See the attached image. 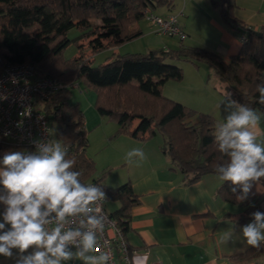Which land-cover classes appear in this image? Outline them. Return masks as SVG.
<instances>
[{
	"label": "trees",
	"instance_id": "1",
	"mask_svg": "<svg viewBox=\"0 0 264 264\" xmlns=\"http://www.w3.org/2000/svg\"><path fill=\"white\" fill-rule=\"evenodd\" d=\"M219 1L222 21L247 33L239 53L229 60L206 49L184 47L180 42L177 50L123 55L93 67L85 57L83 45L73 60L61 59L71 43L66 38L68 31L79 30L78 41L86 42L91 55L99 53L140 38L142 32L134 26L145 18L147 11L153 12L156 7L171 8L172 0H0V75L8 66L29 64L40 77L64 84L82 80L95 91L98 114L116 124L118 129L112 139L127 136L137 142H147L160 135L162 155L188 183H195L204 176L216 175L214 166L227 157H222L217 149L214 140L217 123L212 116L162 95L161 87L165 83L183 80V71L171 63L182 60L194 65L205 64L219 78L223 96L230 92L233 99L264 113V105L257 103L256 91V85L264 83V30L254 32L244 28L233 17V0ZM213 4L216 6L217 1L213 0ZM69 97L68 90H62L38 100L36 107L47 119L53 118L58 142L68 148L66 158L75 161L73 170L81 173V181L103 187L106 201L118 206L108 217L116 222L125 240L130 210L138 204V199L129 183L111 190L103 186L104 177L94 179L95 166L86 155L88 141L83 117L76 107L69 105ZM18 150L33 151L0 137V160L6 152ZM260 184L264 187V179ZM232 187L226 181L218 190V196L229 204L235 203ZM253 199L248 195L247 202ZM256 211L264 212V192L241 222L252 220L251 214ZM263 253L261 243L259 248L250 247L233 258L242 263Z\"/></svg>",
	"mask_w": 264,
	"mask_h": 264
},
{
	"label": "crops",
	"instance_id": "2",
	"mask_svg": "<svg viewBox=\"0 0 264 264\" xmlns=\"http://www.w3.org/2000/svg\"><path fill=\"white\" fill-rule=\"evenodd\" d=\"M214 1H217L216 6L213 0H188L189 4H193V8H199L203 13L201 30L209 37L205 49L229 60L239 53L242 46L239 38L246 36L247 33L242 28L225 24L220 14V1ZM232 3L233 17L241 26L254 32L264 30V0H233ZM168 15L163 18L169 17ZM180 27L188 37L186 28L181 25ZM137 28L135 29L138 30ZM168 46L169 44L166 43L164 50H169ZM182 68L192 81H195L196 85L191 86L192 89L197 91L204 87L202 90L208 103V105H189L186 101L185 106H191L193 111L217 118L212 115L215 111L211 108L218 106L223 109L221 101L224 96L220 91L219 78L215 89L208 90V85L204 84L205 77L200 70L204 68L205 73L210 72L208 66L189 62ZM167 83L161 87V93ZM223 121L224 119L218 120L216 123ZM84 129L86 131L85 124ZM117 129L115 123L109 122L102 130V139L108 140L115 135ZM256 132L258 142L264 140V116L261 117ZM114 140L115 143H109L114 146L113 153L108 155V159L103 158L100 161L107 162L106 170H111L102 184L112 190L129 183L138 199V204L130 210L128 230L125 234V241L134 251L133 264H264V253L242 263H237L233 258L251 247L246 244L241 233L242 226L251 222L250 215H247L250 218L248 220L241 222V219L245 218L249 207L263 194L264 187L260 183L254 184L249 193V197L254 198L251 203L247 202V199L243 202L238 201L236 195L239 193H236L235 203L229 204L218 196L223 181L216 175L204 176L190 184L173 169L170 160L161 153L162 137L158 138L157 135L147 142H137L127 136H120ZM137 147L143 149L147 158L139 165H129L125 160L126 153ZM4 207L0 204V213L3 212ZM117 208L115 203L106 201L107 213L110 214ZM227 234H231V239L227 243H222V239ZM13 251L15 257L16 250ZM0 264H14V259L0 256ZM65 264H81V262L73 260Z\"/></svg>",
	"mask_w": 264,
	"mask_h": 264
},
{
	"label": "clouds",
	"instance_id": "3",
	"mask_svg": "<svg viewBox=\"0 0 264 264\" xmlns=\"http://www.w3.org/2000/svg\"><path fill=\"white\" fill-rule=\"evenodd\" d=\"M256 91L257 103L264 105V83ZM221 105L227 115L216 124L214 140L227 159L214 171L219 180L231 182L232 192L239 193L236 199L243 202L264 179V140L258 142L256 132L264 113L233 99L230 92L224 93ZM34 146L31 152L8 151L0 160V204L5 206L0 213V256L14 259V264H107V253L95 254L107 220L101 206L107 199L103 187L81 181L60 142L37 140ZM146 158L139 147L125 156L129 165ZM251 216L241 233L247 245L259 248L264 212ZM230 239L227 234L221 242Z\"/></svg>",
	"mask_w": 264,
	"mask_h": 264
},
{
	"label": "rangeland",
	"instance_id": "4",
	"mask_svg": "<svg viewBox=\"0 0 264 264\" xmlns=\"http://www.w3.org/2000/svg\"><path fill=\"white\" fill-rule=\"evenodd\" d=\"M186 5V9H185ZM188 5V8H187ZM172 8L167 10L165 7H156L153 10V14L158 17H163L166 14L168 16H174L179 19L180 25L183 28H186V34L188 37L183 41L182 45L184 47L190 48H201L205 49L206 43H209V37L207 34L203 33L201 28H203V13L199 8H193V4H189L188 0H172ZM183 12V13H182ZM182 13V15H180ZM91 24L96 25L99 22H91ZM138 27V28H137ZM139 31H141L143 36L137 38L133 41L123 43L116 46L113 49H108L101 51L99 53L92 54L86 48V42L79 40L81 32L75 28L68 31L66 38L71 41L68 48H66L61 54V59L63 61H71L79 55L80 45L84 46V54L86 58H89L93 67H99L105 63H109L112 59L123 55H145L149 51H160L164 50L165 44H169V50H177L180 45V41L176 38L162 37L157 36L154 33L152 26L146 21L145 18L141 19L136 25ZM33 29L29 30L32 32ZM211 35V34H209ZM209 51V50H208ZM115 52V54H114ZM212 52V51H210ZM214 53V52H213ZM216 54V53H215ZM220 55V54H218ZM221 56V55H220ZM222 57V56H221ZM224 59V58H223ZM225 60V59H224ZM189 63V62H188ZM187 61H173L171 64L179 67L183 71L184 79L181 82H169L163 89L162 95L167 99H170L176 103L184 104L188 102L189 105H208L207 97L205 95L204 87L199 90H194L191 86L196 85L195 81L184 72L183 65L188 64ZM191 64V63H190ZM201 72L204 75V84H207L208 90H214L215 85L217 84V75L214 71L206 72L204 68H200ZM69 88H67L70 97L68 99L69 105L76 107L82 114L84 124L86 126V135L89 141V146L87 145L86 154L93 161L95 166L94 179L104 177V180L107 179L109 175V170H106L107 162L101 163L100 161L108 159V155L112 154L114 151V146L109 144L114 142L112 139L113 136L108 138V140L102 139V130L105 126H108L110 122L108 118L101 117L96 108V94L95 91L89 88L82 80L78 79L76 81H71L66 83ZM169 96V97H168ZM180 100L181 102L177 101ZM185 106V104H184ZM191 109V106H185ZM196 107V106H193ZM215 114H212L216 121L223 120L227 113L224 112L220 107L212 106ZM192 110V109H191ZM264 116V115H262ZM48 121L51 127V140L58 141L57 139V125L54 122L52 117H48ZM111 123V122H110ZM158 138H161L158 135ZM113 172V171H112ZM113 174V173H112ZM103 180V181H104Z\"/></svg>",
	"mask_w": 264,
	"mask_h": 264
},
{
	"label": "built area",
	"instance_id": "5",
	"mask_svg": "<svg viewBox=\"0 0 264 264\" xmlns=\"http://www.w3.org/2000/svg\"><path fill=\"white\" fill-rule=\"evenodd\" d=\"M145 19L157 36L176 38L180 42L186 38L177 17L163 18L154 15L152 11H147ZM239 40L241 44L245 43L246 36H241ZM67 88L69 87L60 81L37 76L32 65L6 67L0 75V97H6V99H0V137L33 151L35 141L51 140L49 121L36 107V103ZM105 203L106 200L101 206L103 215L107 218L106 226L100 235L95 254L107 253L109 256L107 264H133L134 251L124 240L116 222L108 217Z\"/></svg>",
	"mask_w": 264,
	"mask_h": 264
},
{
	"label": "water",
	"instance_id": "6",
	"mask_svg": "<svg viewBox=\"0 0 264 264\" xmlns=\"http://www.w3.org/2000/svg\"><path fill=\"white\" fill-rule=\"evenodd\" d=\"M258 36H260V34H257Z\"/></svg>",
	"mask_w": 264,
	"mask_h": 264
}]
</instances>
